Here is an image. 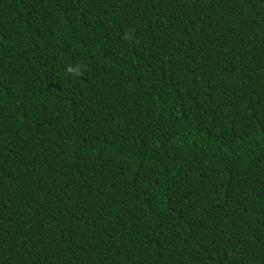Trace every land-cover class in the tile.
Returning <instances> with one entry per match:
<instances>
[{"label": "trees", "instance_id": "trees-1", "mask_svg": "<svg viewBox=\"0 0 264 264\" xmlns=\"http://www.w3.org/2000/svg\"><path fill=\"white\" fill-rule=\"evenodd\" d=\"M0 264H264V0H0Z\"/></svg>", "mask_w": 264, "mask_h": 264}, {"label": "clouds", "instance_id": "clouds-1", "mask_svg": "<svg viewBox=\"0 0 264 264\" xmlns=\"http://www.w3.org/2000/svg\"><path fill=\"white\" fill-rule=\"evenodd\" d=\"M79 67H80V66H77V70H76V74H77V75L80 74V72H79ZM69 71H70V72L73 71V69L71 68V66L69 67Z\"/></svg>", "mask_w": 264, "mask_h": 264}]
</instances>
